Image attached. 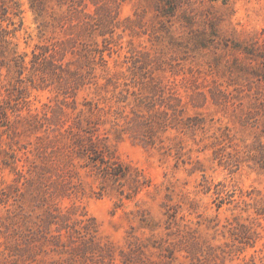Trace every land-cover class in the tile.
<instances>
[{
  "label": "rangeland",
  "instance_id": "374dc122",
  "mask_svg": "<svg viewBox=\"0 0 264 264\" xmlns=\"http://www.w3.org/2000/svg\"><path fill=\"white\" fill-rule=\"evenodd\" d=\"M2 5L0 264H264V0Z\"/></svg>",
  "mask_w": 264,
  "mask_h": 264
},
{
  "label": "trees",
  "instance_id": "16d2710c",
  "mask_svg": "<svg viewBox=\"0 0 264 264\" xmlns=\"http://www.w3.org/2000/svg\"><path fill=\"white\" fill-rule=\"evenodd\" d=\"M3 5L0 7L1 15L6 16L8 10ZM6 35H8V33ZM2 41L6 44L7 43L6 37H4L2 39ZM0 113H4V112L1 110ZM89 159L91 160V163L94 164V166H96L97 169L105 177L108 176V177L115 179V180L118 178H125L126 177L125 169H127V168H125L121 163H119L117 161H114V162L113 161L111 162L110 160L104 161L102 159H99L98 157H94V158L89 157ZM98 162L100 163L99 166H97ZM257 203H258V205H260V209L256 210L257 215H264V199L260 198V200ZM86 228L89 231L90 227H86ZM228 231L231 235H233L232 238L238 240L239 243H241V244H244V243L248 244L249 243L250 238L248 236H245V237H242L241 235L238 236L234 229H233V231L232 230H228ZM239 237H240V239H238Z\"/></svg>",
  "mask_w": 264,
  "mask_h": 264
}]
</instances>
